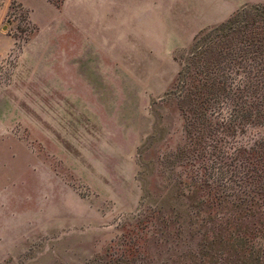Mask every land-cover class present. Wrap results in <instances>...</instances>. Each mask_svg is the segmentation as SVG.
<instances>
[{
    "label": "rangeland",
    "instance_id": "1",
    "mask_svg": "<svg viewBox=\"0 0 264 264\" xmlns=\"http://www.w3.org/2000/svg\"><path fill=\"white\" fill-rule=\"evenodd\" d=\"M261 2L0 0V264H163L193 188L225 226L197 184L222 187V151L264 127L190 142L168 91L196 33Z\"/></svg>",
    "mask_w": 264,
    "mask_h": 264
},
{
    "label": "trees",
    "instance_id": "2",
    "mask_svg": "<svg viewBox=\"0 0 264 264\" xmlns=\"http://www.w3.org/2000/svg\"><path fill=\"white\" fill-rule=\"evenodd\" d=\"M168 96L177 100L190 142L264 127V2L243 6L224 21L196 33L179 60ZM213 115L222 121L213 124ZM234 145L232 152L230 147L222 151V156L230 157L221 169L224 177L227 175L223 186L215 187L207 181L197 184L213 193L217 209L228 204L231 219L227 217L221 227L215 216L209 217L211 229L202 227L203 200L197 198L195 188L189 189L184 196L186 211L179 213L185 214V220L179 219V234L170 245L171 251L166 248L161 263L264 264V246L255 241L263 232L247 234L241 228L250 223L257 227L256 222L264 225V135L252 142L238 140ZM232 183L240 195L224 204L221 192ZM169 207L173 211L175 206ZM167 208L162 201L154 203V210L161 216ZM141 264L151 263L142 260Z\"/></svg>",
    "mask_w": 264,
    "mask_h": 264
}]
</instances>
